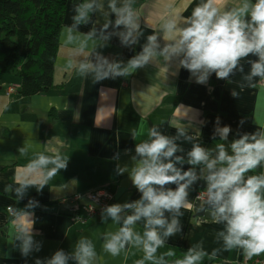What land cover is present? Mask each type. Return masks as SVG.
<instances>
[{
	"label": "clouds",
	"instance_id": "obj_1",
	"mask_svg": "<svg viewBox=\"0 0 264 264\" xmlns=\"http://www.w3.org/2000/svg\"><path fill=\"white\" fill-rule=\"evenodd\" d=\"M134 4L135 0H82L74 5L72 23L65 28L67 42L75 43L81 54L92 43L84 59L75 62L79 76H91L93 83L128 77L162 58L166 68L170 62L177 61V70H188L201 85L207 84L213 73L221 80L241 73V90L255 87L256 78L264 82V0H235L231 6L228 0H201L188 17L174 11V0H168L159 28L147 36L141 51L126 62L110 60L96 49L105 47L113 35L129 48L138 44L143 35ZM97 13L106 18L99 29L92 19ZM112 16L114 21L110 19ZM89 24L93 27L88 32L79 31L81 26ZM110 27L111 32L107 31ZM91 56L95 57L94 62ZM241 61L250 65L247 73ZM73 64L70 60L68 67ZM231 95L238 97L239 93L233 90ZM244 122L241 119L240 125ZM191 126V123L177 126L174 135H165L158 125H153L148 129V138L136 143L131 166L116 165V173H127L140 197L102 208V223L111 219L112 224L119 226L116 231L103 234L104 252L118 256L134 248L143 254L135 264H203L205 257L214 260L221 251L232 250L242 251L246 259L264 254V171L248 175L264 169V128L251 133L237 131L236 138L229 141L231 126H221L217 117L212 138L218 137L219 142L214 147H203L195 142L201 132L196 129L195 134H190ZM131 136L136 139L135 129L131 130ZM181 140L193 142L186 155L178 143ZM18 151L27 154L25 147ZM118 158L119 154L113 157ZM68 161L69 157L59 152H36L23 172L15 177L18 186L8 184L4 192L14 193L19 201L30 187L42 191L60 170L67 168ZM184 165L189 166L187 170ZM199 181H204L206 187L197 197L201 201L198 211L208 213L212 222L223 225L215 234L221 247L209 253L200 241L178 257L175 248L168 247V241L182 232L181 209L193 207L189 193ZM35 206L38 202L29 200L26 209ZM16 215L15 242L19 241V250L27 257L41 247L32 234L33 213L21 209ZM140 222H143L142 231L137 230ZM161 249L166 250L161 252ZM96 260L92 240L81 237L70 252L59 249L50 258H37L35 264H69L70 261L96 264Z\"/></svg>",
	"mask_w": 264,
	"mask_h": 264
},
{
	"label": "crops",
	"instance_id": "obj_2",
	"mask_svg": "<svg viewBox=\"0 0 264 264\" xmlns=\"http://www.w3.org/2000/svg\"><path fill=\"white\" fill-rule=\"evenodd\" d=\"M80 2L82 0H69L66 4L50 89L32 95H22L18 90L8 95V87L20 86V79L0 75V264H35L37 258H50L59 249L70 252L81 237L92 240L95 245L96 264H135L143 254L134 248L126 249L118 256L103 251V234L119 227L112 224L111 219L102 223L100 215L81 223L57 202L75 192L99 187H107L114 192L113 203L138 199L140 193L128 174H117L115 169L117 164L131 166L136 143L148 138V129L153 125H158L165 135H174L177 126L191 123L189 133L195 134L199 129L201 136L195 142L203 147L219 140L218 137L216 140L212 138L217 117H220L221 126H231L229 138L232 139L236 138L237 131L251 133L264 128V85L256 78L255 87L241 90L242 74L239 72L228 80L217 79L213 73L207 84L201 85L195 82L188 70H177V61L170 62L166 68L161 58L156 64L138 69L128 77L93 83L91 76H79L75 62L84 59V55L91 51L92 43L89 42L84 54L78 53L77 45L67 42L65 28L72 23L74 5ZM200 2L174 0L173 10L188 17ZM166 3L168 0H135L133 6L139 14L143 33L139 43L131 48L125 47L113 35L105 47L96 50L110 60L126 62L141 51L147 36L159 28L166 13ZM233 3L235 0H228L229 6ZM92 19L97 29L106 23V18L99 13ZM110 19L114 21L115 17ZM92 27L93 24L81 26L79 31L86 33ZM107 31L113 29L110 27ZM90 59L94 62L95 57ZM70 60L74 62L71 68L68 67ZM241 63L247 73L250 65L246 61ZM233 90L239 93L238 97L231 95ZM181 105L184 109L179 108ZM241 119L245 120L243 125H240ZM132 129L137 132L135 140L131 136ZM178 143L184 148L182 154L186 155L193 142L181 140ZM21 147L27 149L26 155L19 153ZM40 151L46 154L59 152L69 157L68 166L60 170L42 191L30 187L25 197L17 201L15 194H6L4 188L8 184L14 188L18 186L15 177ZM117 154L119 158L113 159ZM183 167L187 170L189 166ZM195 187L193 185L189 193L193 207L181 209L182 232L169 239L168 247L184 252L191 245L203 241L204 249L211 253L221 247L215 240V234L222 230L223 225L195 213ZM29 200L37 201L38 206L26 209ZM8 206L13 207L15 216L8 213ZM21 209L33 213L32 234L41 245L40 251H33L27 257L21 254L19 241L15 242L16 213ZM142 226L143 222H140L137 230L142 231ZM254 257L264 259V254ZM243 258L242 251L232 250L221 251L215 260L220 264H239Z\"/></svg>",
	"mask_w": 264,
	"mask_h": 264
},
{
	"label": "trees",
	"instance_id": "obj_3",
	"mask_svg": "<svg viewBox=\"0 0 264 264\" xmlns=\"http://www.w3.org/2000/svg\"><path fill=\"white\" fill-rule=\"evenodd\" d=\"M68 1L0 0V75L18 77L20 86L16 90L20 94H37L53 86V70ZM217 142L211 141L207 147H214ZM194 185L195 196L201 189L198 182ZM176 252L178 257L183 253ZM220 263L215 259L203 261V264Z\"/></svg>",
	"mask_w": 264,
	"mask_h": 264
},
{
	"label": "built area",
	"instance_id": "obj_4",
	"mask_svg": "<svg viewBox=\"0 0 264 264\" xmlns=\"http://www.w3.org/2000/svg\"><path fill=\"white\" fill-rule=\"evenodd\" d=\"M264 85V82H260ZM16 87L9 86L7 94L16 93ZM203 191L201 189L195 195V198ZM114 201V192L107 187H99L86 192H75L71 195L63 197L57 204L65 206L67 213L75 220L86 223L101 215V210L106 205H111ZM201 202V201H200ZM8 213L15 216L12 206L7 207ZM239 264H264V259L260 257H252L251 259L243 258Z\"/></svg>",
	"mask_w": 264,
	"mask_h": 264
},
{
	"label": "water",
	"instance_id": "obj_5",
	"mask_svg": "<svg viewBox=\"0 0 264 264\" xmlns=\"http://www.w3.org/2000/svg\"><path fill=\"white\" fill-rule=\"evenodd\" d=\"M198 184H199L200 189H204V187H206V184H205L204 181H199ZM200 204H201V202L198 199H196V201L194 203V211H195V213L198 214V215H202V216L208 217V213L202 212V211H198V208H199Z\"/></svg>",
	"mask_w": 264,
	"mask_h": 264
}]
</instances>
